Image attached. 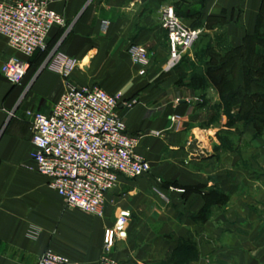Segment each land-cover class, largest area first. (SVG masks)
Returning <instances> with one entry per match:
<instances>
[{
    "label": "crops",
    "instance_id": "obj_1",
    "mask_svg": "<svg viewBox=\"0 0 264 264\" xmlns=\"http://www.w3.org/2000/svg\"><path fill=\"white\" fill-rule=\"evenodd\" d=\"M168 1H57L53 7L68 24L53 27L48 51L30 58L20 84L1 67L10 56L27 57L0 35V264H37L47 249L80 264H101L105 232L122 211L129 212L126 234L109 251L119 264H264V131L225 128L230 147L217 148L197 135L217 100L211 88L209 101L196 97L188 68L167 67L171 51L159 13ZM191 2L200 6L193 19L201 22L192 28L225 14L234 45L264 30V0ZM133 43L148 49L149 65L131 59ZM57 49L79 61L73 83L121 94L118 111L129 132L141 136L138 152L152 166L141 177L122 175L106 194L102 216L68 207L34 169L28 112L50 113L65 91L64 78L44 67ZM195 141L209 154L198 158Z\"/></svg>",
    "mask_w": 264,
    "mask_h": 264
},
{
    "label": "built area",
    "instance_id": "obj_2",
    "mask_svg": "<svg viewBox=\"0 0 264 264\" xmlns=\"http://www.w3.org/2000/svg\"><path fill=\"white\" fill-rule=\"evenodd\" d=\"M60 0L0 1V35L27 58L10 56L1 72L13 84H20L30 68V58L37 51H48V37L55 26H66V18L53 4ZM161 25L168 34L175 66L183 53L193 46L200 30L184 24L173 7L161 11ZM107 23H105V28ZM131 59L149 63L147 48L133 43ZM79 61L62 50L52 51L44 67L60 74L65 91L50 113L29 111L34 169L49 180L50 187L70 208H78L99 216L104 214L105 197L116 187L120 177H141L152 170L150 161L138 152L139 135L131 134L119 113L120 93H110L93 85L78 86L70 80ZM155 134H158L155 132ZM129 212L122 211L113 228L104 237L106 253L101 264H119L109 254L117 237H124ZM37 264H80L68 256L47 249Z\"/></svg>",
    "mask_w": 264,
    "mask_h": 264
},
{
    "label": "rangeland",
    "instance_id": "obj_3",
    "mask_svg": "<svg viewBox=\"0 0 264 264\" xmlns=\"http://www.w3.org/2000/svg\"><path fill=\"white\" fill-rule=\"evenodd\" d=\"M170 6L173 7L174 10L180 9L188 10V9H196L199 11L200 6L194 5L191 0H169L167 4H165L160 9V16L161 11L164 7ZM182 18V17H181ZM220 19H213L212 23L207 26L206 28H200V34L198 39L195 41L192 47L187 49L183 55L181 60L172 68L176 67H186L190 70V73L193 72L195 74L199 73L204 75L205 69L209 67V63L211 61L212 65L217 64L220 62L221 57L224 58L228 57L225 55L228 52V48H235V47H242L240 51L242 54H238L240 56V62L237 63L235 68H231V72L229 73V78L231 79V82L225 83L227 86H224V89H230L232 88L236 89L238 85H241L243 92H247V90L250 93H245V103L243 104V107H241L239 102L234 105L232 103H228L230 101H227L224 99L221 89L218 86L217 82L215 80L210 81L209 79L204 80L202 79L197 86L195 85L197 91L196 94H198L196 97L200 100H203L205 97L206 101H209L210 91L211 88L213 90L212 94V100L215 101V105L211 108L212 110V116L209 120H201L200 121V129L197 132V135L201 136V138H208L210 143V140L212 141L213 148H217L220 145H224L226 147H230L228 145V142L225 140V137L222 136L221 131H225V128H228L229 130L237 129L238 131L246 132L248 128L252 127L256 130V133H262L264 131V124H262V121H264V112H260L259 116H257L259 119L251 118V115H248L249 106L254 105L258 106L260 104V99L258 97H251V93L254 91H258V87L256 86L257 83L253 79H262L261 75L255 74V69L257 67H261L264 69V53H261L260 51L264 49V40L261 41L258 39L257 36L254 35H246L242 43L240 45H234L233 38L231 39L230 35V29H229V22L230 17L223 14V16L219 17ZM185 25L192 27V26H198L201 22L200 19H189L187 17L182 18ZM161 23V20H160ZM199 23V24H198ZM196 29V28H195ZM264 35V30L260 33ZM203 35L209 36L210 40L206 43H210L212 45L213 50H209L207 53H203L201 56L199 54L200 48L203 46L201 44V37ZM168 37V34H167ZM208 38V37H207ZM170 51H171V45H170V39L168 37ZM148 56H149V63L146 65L136 63L139 65L147 66L150 64L151 57L149 54V51L147 49ZM193 55L192 58H189V54ZM196 53L199 54V56H196ZM230 54V53H229ZM216 56V57H213ZM233 54H230L229 57H231ZM172 58V53H170V58L168 60L169 62ZM168 67V66H167ZM192 73V74H193ZM191 74V75H192ZM205 78V77H204ZM251 80V81H250ZM254 81L253 83H251ZM210 84V86H209ZM262 92V91H261ZM259 99V100H258ZM261 103H264L262 101ZM263 105V104H262ZM259 108H262L260 106ZM258 109V108H257ZM241 119H240V118ZM209 118V117H208ZM175 122L174 127L176 129H179L182 127V123L179 120L180 118L178 116H175L172 118ZM258 120V121H257ZM259 123V124H258ZM264 123V122H263ZM223 127V128H221ZM206 129V130H205ZM211 130V131H208ZM157 132L158 134H155ZM154 135L159 136L161 132L155 131ZM141 137V136H140ZM244 144L243 147L247 148L250 145V141H248L247 136L244 138ZM219 142V143H218ZM233 144V143H232ZM231 144V146H233Z\"/></svg>",
    "mask_w": 264,
    "mask_h": 264
},
{
    "label": "trees",
    "instance_id": "obj_4",
    "mask_svg": "<svg viewBox=\"0 0 264 264\" xmlns=\"http://www.w3.org/2000/svg\"><path fill=\"white\" fill-rule=\"evenodd\" d=\"M176 12L182 18H185V17L193 18V17L198 16L200 14V12L196 9H188V10H183V11H181L180 9H176ZM261 32L257 31V33L254 34V36H257L258 39L263 41L264 35L260 34ZM206 37H208V36L203 35L201 37V39H200L201 43L203 42V40L206 39ZM240 49H242V47L228 48V52L230 54H233L231 57H229L230 56L229 53H226L225 55H227L228 57L224 58L222 56L220 59L221 61L218 62L217 64L212 65V63L210 61L209 67L205 69L204 75L199 74V73H197V74L193 73L191 76L193 84L197 86V84H199V82L202 79L204 80V82L206 81V79H209L212 82H213V80H215L217 82V84H219L218 86L221 89V92H222L224 99L227 101H230L228 103H232V104L236 105L239 102L240 103L239 105L241 107H243V104L245 103V95L244 94L250 93L248 90H247V92H243V90H241L242 89L241 85H238L236 89L232 88V90L224 89V86L225 87L227 86L225 83L231 82V79L229 78V73L231 72V68H235L237 63L240 62L241 58H240V56H238V54H242V52H238V51H240ZM209 50H213L212 45H210V43L203 44V46L199 50L200 56L203 53H207ZM213 51H215V49ZM260 52L264 53V49L261 50ZM215 53H217V52L215 51ZM199 54L197 53V57L199 56ZM213 57H216V56L213 55ZM255 74L261 75L262 79L258 80V79L251 78V80H254L257 83L256 86L259 89L258 91L252 92L251 97H255V95H256V97H258L260 99V102H259L260 104H258V106L257 105L254 106L251 104V106H249L248 115L249 116L251 115V118L259 119L257 117V116H259V113L264 112V103H261L262 101H264V69H262L260 66L257 67V69H255V72H254V75ZM254 81H252L251 83H253ZM260 106H262V108H259ZM263 122L264 121H262V124H264Z\"/></svg>",
    "mask_w": 264,
    "mask_h": 264
},
{
    "label": "water",
    "instance_id": "obj_5",
    "mask_svg": "<svg viewBox=\"0 0 264 264\" xmlns=\"http://www.w3.org/2000/svg\"><path fill=\"white\" fill-rule=\"evenodd\" d=\"M192 150L193 151H200L199 155H198V158H202L204 157L205 155L209 154L208 151L206 149H200L199 146H198V142L195 141L193 143V146H192Z\"/></svg>",
    "mask_w": 264,
    "mask_h": 264
}]
</instances>
